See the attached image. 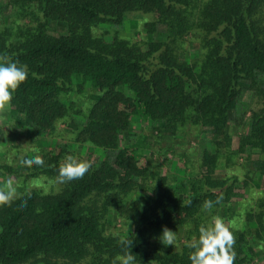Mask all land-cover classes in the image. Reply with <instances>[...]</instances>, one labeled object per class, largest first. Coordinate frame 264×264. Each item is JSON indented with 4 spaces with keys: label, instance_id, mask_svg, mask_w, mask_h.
Returning a JSON list of instances; mask_svg holds the SVG:
<instances>
[{
    "label": "trees",
    "instance_id": "trees-1",
    "mask_svg": "<svg viewBox=\"0 0 264 264\" xmlns=\"http://www.w3.org/2000/svg\"><path fill=\"white\" fill-rule=\"evenodd\" d=\"M6 4L0 54L28 69L8 108L10 125L19 114L25 124L16 123L18 129L52 136L64 123L73 143L113 157L93 155L82 179L58 184L65 155L76 156L66 142L34 154L43 167L22 166L27 154L0 155V173L17 174L19 192H31L24 207L20 199L0 207V264H113L123 255L124 236L133 240L136 264H191L187 242L213 216L236 238L234 264H264L253 262L256 253L264 256V0ZM131 14L142 16L145 38L99 28L122 25ZM51 21L66 30L50 33ZM158 25L168 33L154 38ZM245 86L260 105L241 131L231 113ZM133 118L149 122L154 143L143 133L128 135ZM203 133L208 139L193 149L190 140ZM244 154L259 185L239 174ZM172 168L182 177H170ZM218 196L221 203L205 211L204 201ZM112 216L129 231H116ZM164 227L176 232L174 246L161 242Z\"/></svg>",
    "mask_w": 264,
    "mask_h": 264
},
{
    "label": "rangeland",
    "instance_id": "rangeland-1",
    "mask_svg": "<svg viewBox=\"0 0 264 264\" xmlns=\"http://www.w3.org/2000/svg\"><path fill=\"white\" fill-rule=\"evenodd\" d=\"M10 13V10L8 8V5L6 4V0H0V18L3 19L4 16H8ZM142 16L140 14H131L128 18L125 19L122 25H108V24H100L99 28L101 29H116L120 31L121 35H124L126 37H130L133 40H139L142 39V37H146L145 35V29L143 28V22H141ZM65 26L61 22L51 21L49 24V32L55 35L61 34L65 31ZM94 31V28H93ZM165 26L158 25L157 27V33L154 34V38H160L164 35H166L168 32ZM192 57H197L196 51L191 49L190 51ZM243 93L238 101V106L236 109H234L231 113L232 121L236 123L238 130H245L247 127V120L248 116L250 114V111L252 109H256L260 103L257 101V99L254 97L251 89L248 86L243 87ZM90 99L93 97V93L90 95L88 92ZM85 99H87L85 97ZM82 104V102H80ZM85 105L82 104V107L84 108ZM0 142L2 150L0 151V155L4 156L6 155V159L14 158L18 159L21 158L23 155L27 154L31 157L34 156L35 153L32 149L36 148L39 151L40 150H51L55 146L66 142L68 146L72 149H76V157L79 159L86 160L87 158L90 159L93 155H102L103 159L111 160L112 159V153L105 152L101 150H93L92 147L86 146V145H76L73 143L72 133L71 131L67 130L64 123H60L58 126V130L56 131L55 135L48 136L47 133H41L39 129L35 127L28 126V128L19 127V129L16 126V123L23 124V118L21 115L17 114L15 120L16 123L12 121L10 125V120L7 117L8 110L4 114H0ZM5 117H2V116ZM132 125L130 127L128 135L137 136L138 133L145 134V137L151 141V143H154V135L153 130L150 128L149 122L147 121H141L138 118L132 119ZM25 124V123H24ZM14 125V126H12ZM167 135L165 134V137H162V145H167V141H169L167 138ZM208 134L203 133L201 134L200 138L197 139L192 138L189 142V145L193 149H200L201 145L205 143V141L208 139ZM206 138V139H205ZM151 149V148H150ZM38 151V152H39ZM149 148H145L144 152L149 153ZM257 152V151H254ZM246 154L241 155L238 162L241 165V172L239 174H242L248 181L259 185L261 183V177L258 173L251 172V174H248L249 171L253 170L254 167V161L251 159H248ZM253 158V157H252ZM255 158V156H254ZM253 158V159H254ZM19 160V159H18ZM17 174L14 173H6L2 174L0 173V188H4L6 181L9 178H14L15 181L18 182V191L21 190L22 186L19 183L20 177L16 176ZM168 175L170 177L174 178H181L183 175V172L180 168H172L168 171ZM110 223H114L116 227V231H118L120 234L124 235L129 231V227L124 225V221H122L120 218H117L116 216H112ZM112 225V226H113ZM249 256V252L247 251ZM262 258H264L262 253H256L254 263H258Z\"/></svg>",
    "mask_w": 264,
    "mask_h": 264
},
{
    "label": "clouds",
    "instance_id": "clouds-1",
    "mask_svg": "<svg viewBox=\"0 0 264 264\" xmlns=\"http://www.w3.org/2000/svg\"><path fill=\"white\" fill-rule=\"evenodd\" d=\"M28 69L26 65L20 64L18 60H13L8 54H0V114L7 112L13 99V94L19 86L26 81ZM33 152H38L36 148ZM20 164L27 168L43 167L45 161L40 155L31 158H21ZM93 162L79 159L72 154H66L63 162L59 165L56 183L66 184L73 180L82 179L92 168ZM31 197V192L21 193L18 191V182L14 178L6 181L5 187L0 188V207L11 206L14 201L20 199L21 207L26 206L27 200L23 197ZM223 197L218 196L214 201L205 200L203 209L211 211L214 203H221ZM190 204L191 200L186 201ZM115 210V209H114ZM177 239L176 232L164 227L160 240L164 245H173ZM120 244L124 248L123 255L116 258L113 264H136V255L130 251L133 240L127 236L120 238ZM236 238L230 227L226 225L223 218L213 216L212 223L208 226L199 227V237L187 242V247L193 249L189 254L191 264H234V246Z\"/></svg>",
    "mask_w": 264,
    "mask_h": 264
}]
</instances>
